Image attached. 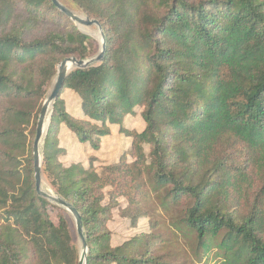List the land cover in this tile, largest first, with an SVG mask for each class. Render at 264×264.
I'll use <instances>...</instances> for the list:
<instances>
[{"label":"trees","instance_id":"obj_1","mask_svg":"<svg viewBox=\"0 0 264 264\" xmlns=\"http://www.w3.org/2000/svg\"><path fill=\"white\" fill-rule=\"evenodd\" d=\"M58 1L106 43L66 76L42 148L87 264H264V0ZM98 49L51 0H0V264H78L69 214L36 192L32 142L58 64ZM114 133L127 145L107 161ZM75 144L91 156L65 165ZM114 211L135 231L119 245Z\"/></svg>","mask_w":264,"mask_h":264},{"label":"water","instance_id":"obj_2","mask_svg":"<svg viewBox=\"0 0 264 264\" xmlns=\"http://www.w3.org/2000/svg\"><path fill=\"white\" fill-rule=\"evenodd\" d=\"M53 5L58 8L67 18L77 27V29L85 35L92 36L82 31L81 28L95 27L97 29L98 37L92 36L99 43L98 52L91 58L85 60H78L75 57H70L61 61L57 66V73L49 90V94L44 100L35 126V134L32 142V163H33V178L36 192L41 197L45 198L50 203L65 210L72 218L75 227V234L80 242L81 251L79 254L78 264H87V243L84 236L83 226L80 214L67 201L57 196L51 190H43V179L41 174L42 166V148L44 139L48 131L52 108L55 100L58 98L60 90L66 76L74 69H87L93 65L103 61L105 53V37L100 23L88 17L81 16L65 6L58 0H51Z\"/></svg>","mask_w":264,"mask_h":264},{"label":"rangeland","instance_id":"obj_3","mask_svg":"<svg viewBox=\"0 0 264 264\" xmlns=\"http://www.w3.org/2000/svg\"><path fill=\"white\" fill-rule=\"evenodd\" d=\"M67 6H69L70 8L72 7L71 4L69 2H67L66 0H62ZM73 12L82 15L80 12H78L77 10L73 9ZM91 31L97 33V29L95 27H90L88 28ZM89 36V35H88ZM91 38V40H93L95 43H98V41L93 38L92 36H89ZM62 98L64 99V102L66 104V106L68 107V109L73 110L76 106L77 109V103L74 101V97L70 94V93H66L64 92L62 94ZM76 104V105H75ZM127 126L129 128H134L137 131H140L143 128V122L141 120V118L136 115L135 117H131L129 118L128 122H127ZM126 139H123L122 137L118 136L117 134L114 133L113 136H110L109 138L104 139V145L102 147V155H104V153H108L109 151L112 150V152H114V155L112 157H110L109 159H106L107 161H111L114 160L115 158H117L118 153L120 152L121 148H125V146L127 145ZM104 151V153H103ZM91 153L89 152V149L84 148V146L82 145H77L75 144V146L71 147V150L68 154L67 157H65L62 162L65 165L70 164V162H79V161H83V163L86 164L87 159ZM43 179V186L46 187V189L51 190L52 192H54L49 184L46 182V180ZM68 214V213H67ZM50 216L52 219H54V212H50ZM70 216V215H69ZM71 218V216H70ZM155 220H158L159 222L163 221V217L161 216V219H159V216H155L154 217ZM72 220V218H71ZM141 222V221H140ZM148 221H144L141 223H145L147 224ZM72 224H73V230H74V236H75V241L77 243L78 246V250H79V254L81 251V247H80V242L75 234V227H74V222L72 220ZM107 229L111 234V243L112 245H119L123 242H125L126 240H128L129 238H131L134 235V228L131 226V224L129 223V221L127 219H125L121 214H119L117 211L113 212L112 218L110 220V222L107 225ZM166 233H163V237L167 238Z\"/></svg>","mask_w":264,"mask_h":264},{"label":"bare ground","instance_id":"obj_4","mask_svg":"<svg viewBox=\"0 0 264 264\" xmlns=\"http://www.w3.org/2000/svg\"><path fill=\"white\" fill-rule=\"evenodd\" d=\"M83 32L87 33V34H90L92 36H95V37H98L97 33L91 31L90 29L88 28H81ZM99 38V37H98ZM43 190H46V187L43 186Z\"/></svg>","mask_w":264,"mask_h":264}]
</instances>
